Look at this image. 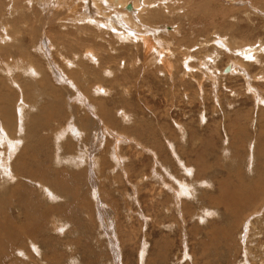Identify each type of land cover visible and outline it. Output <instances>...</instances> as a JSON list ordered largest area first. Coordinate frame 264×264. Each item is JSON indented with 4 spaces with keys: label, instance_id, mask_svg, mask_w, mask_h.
I'll list each match as a JSON object with an SVG mask.
<instances>
[{
    "label": "rangeland",
    "instance_id": "374dc122",
    "mask_svg": "<svg viewBox=\"0 0 264 264\" xmlns=\"http://www.w3.org/2000/svg\"><path fill=\"white\" fill-rule=\"evenodd\" d=\"M169 1L141 24L147 49L106 27L120 15L107 17L109 4L90 14L86 0H70L72 12L51 18L36 3L31 15L25 0H1V264H264V0ZM88 15L104 24L84 21L81 33L73 22ZM4 159L18 170L3 172Z\"/></svg>",
    "mask_w": 264,
    "mask_h": 264
},
{
    "label": "bare ground",
    "instance_id": "6f19581e",
    "mask_svg": "<svg viewBox=\"0 0 264 264\" xmlns=\"http://www.w3.org/2000/svg\"><path fill=\"white\" fill-rule=\"evenodd\" d=\"M19 1H22V3H23V0H11V4H12V6H14V5H16L17 6V3L19 2ZM78 1V0H77ZM87 1V7H86V11H88L90 14H91V12H92V8H94V6H95V8H97V10H96V12L98 11V9L101 11V10H104L105 8H103L102 9V6L104 5V3L107 5V4H109V5H111V8H108L107 10V12L106 13H104V14H107L106 16L108 17V16H110L112 13H110V12H112V9L113 10H115V11H117V10H119L120 11V15L118 16L119 17V19H118V22H116V18L117 17H115V19L114 20H112V18L111 17H109V19L107 20L108 22H106V27H108V28H110L113 32H114V34H116L117 36H119V38L121 37V38H127V39H132V40H137V39H141L143 42H144V44H143V46L146 48V46H148L149 45V43H150V40L149 39H145L146 37H147V34H145V36L144 37H142L141 38V36H142V34L140 33L141 32V30H144V28H147V27H143L141 24L142 23H145V21L147 22H150V18H152V19H155L154 17H153V13H155V11H154V9L155 8H157L158 6H160V7H164V8H167L168 7V3L169 2H171V1H169V0H159L160 2H159V4L158 5H154V3H155V1L156 0H86ZM172 1H174V0H172ZM176 1H179V3L180 2H184V1H186V0H176ZM0 2H1V0H0ZM25 5L26 4H28L29 6H31V8H29V10L30 9H32V7H33V4L35 5V3H36V5H37V7H39L40 9H39V11L41 10H43L42 11V14H44L45 16L46 15H48V17H50V15L51 14H54V16L55 15H57V16H60V15H62V18H63V13L64 12H68V11H70V12H72L73 11V4L70 2V0H66V3L64 4V2H58V3H56V0H25ZM83 2V1H82ZM93 3V5L94 6H92L91 4ZM173 3V2H172ZM176 3H178V2H176ZM24 4V3H23ZM175 4V3H174ZM27 5V6H28ZM57 5H59L58 7H56ZM85 6H86V4H84ZM172 5V4H171ZM176 5V4H175ZM24 6V5H23ZM28 6V7H29ZM75 6H76V4H75ZM74 6V7H75ZM0 7H1V5H0ZM130 8L131 10H128L127 8ZM22 8V7H21ZM1 9V8H0ZM34 9H35V7H34ZM34 9H33V11L32 10H30L29 11V13L32 11V12H34ZM174 9V8H173ZM36 10V9H35ZM74 11H75V9H74ZM172 11H175V10H172ZM32 12L30 13L31 15H32ZM179 12V11H178ZM28 13V14H29ZM36 13V12H35ZM38 13V12H37ZM37 13L35 14V15H37ZM103 13V12H102ZM176 13H177V11H176ZM257 13V12H256ZM41 14V15H42ZM70 14V13H69ZM137 14V15H136ZM173 14V13H172ZM25 15V17H26V13L24 14ZM97 15V14H96ZM136 15V16H135ZM34 16V15H33ZM44 16V17H45ZM86 16V15H85ZM85 16L84 17H81V19H78L79 21L78 22H73V24L75 25V26H77V28L79 29V31L81 30H83L84 29V26L86 27V25H84L83 23H84V21H88L89 22V24L88 23H85V24H88V27H89V25H92L93 23H95V24H97L98 26H101L102 27V25L104 24V19L102 18L103 16H100V15H98V16H94V15H88V19H86L85 18ZM53 17V15H51V18ZM105 17V16H104ZM136 17H138V19H139V22H138V20H135L134 18H136ZM162 18V16H157V19L158 18ZM22 18V17H21ZM29 18H30V15H29ZM57 18V17H56ZM15 19V18H14ZM43 19V18H42ZM70 19V18H69ZM86 19V20H85ZM137 19V18H136ZM9 20V19H8ZM8 20H6L7 22H10L11 21V19H10V21H8ZM21 20H23V19H21ZM27 20V19H26ZM61 20V19H60ZM63 20H65V22H68L69 23V20L68 21H66V18H64ZM13 21V20H12ZM24 21H25V18H24ZM45 21V20H44ZM62 21V20H61ZM71 21V20H70ZM48 22V21H47ZM46 22V23H47ZM60 22V21H59ZM64 22V23H65ZM42 24H43V22H42ZM44 24H45V22H44ZM96 25V26H97ZM42 26V25H41ZM53 27V26H52ZM51 27V28H52ZM5 29H7L6 30V32L8 31V29H9V23H7L6 24V26L4 27ZM36 28H38V26L36 27ZM45 28V27H44ZM51 28H50V30H51ZM63 28V27H62ZM87 28V27H86ZM95 28H97V27H95ZM77 29V30H78ZM35 30V29H34ZM33 30V31H34ZM44 30V29H43ZM42 30V31H43ZM85 30V29H84ZM87 30V29H86ZM97 30V29H96ZM146 30V29H145ZM224 30V29H223ZM23 31H25V30H23ZM66 31H67V29H66ZM78 31V32H79ZM109 31V30H108ZM38 32V31H37ZM83 32H85V31H82L81 33H83ZM90 32L92 33V31L90 30ZM105 32H107V30L105 31ZM175 32V31H174ZM9 34H10V31L8 32ZM35 33L36 32H30V34L32 35V36H34V38H36V36H35ZM47 33V32H46ZM111 33V32H110ZM162 33V32H161ZM8 34V35H9ZM38 34V33H37ZM43 34V33H42ZM167 34V33H166ZM50 35V34H49ZM52 35V34H51ZM68 35V34H67ZM71 35V34H70ZM104 35V34H103ZM155 36L157 35V34H154ZM38 36H40V35H38ZM82 36H84L83 34H82ZM81 36V37H82ZM136 36H139V38H137ZM3 37V36H2ZM43 37V36H42ZM52 37H53V35H52ZM220 37V36H219ZM47 38V37H46ZM61 38V37H60ZM83 38V37H82ZM108 38V37H107ZM158 38V37H157ZM49 39V38H48ZM70 39V38H69ZM69 39H68V41H69ZM98 39V38H97ZM87 40L88 39H86V42H87ZM163 40V39H162ZM225 40V39H224ZM232 40H235V42H237V47H241V48H244L245 47V43L244 42H241L240 40H238V39H232ZM40 41H42V40H40ZM44 41V40H43ZM43 41H42V43H43ZM57 41V40H56ZM60 41V40H59ZM63 41H64V39H63ZM67 41V42H68ZM90 41V40H89ZM61 42V41H60ZM66 42V43H67ZM99 42V41H98ZM50 43H51V41H50ZM59 43V42H58ZM62 43V42H61ZM65 43V44H66ZM84 43V42H83ZM88 44H89V42H87ZM92 43V42H91ZM90 43V44H91ZM95 43H96V41H95ZM94 43V44H95ZM161 43V42H160ZM1 44V43H0ZM65 44H63V45H65ZM93 44V45H94ZM104 44H105V42H104ZM177 44V43H176ZM36 45H37V42H36ZM36 45H34V46H36ZM44 45V44H43ZM50 45V44H49ZM52 45V44H51ZM92 45V46H93ZM160 45V44H159ZM259 44H257V45H253L252 46V51H251V53H252V56L254 55V56H256V55H258L259 54V52H260V49L261 48H258L257 46H258ZM9 46V45H8ZM1 47L3 48V49H5V46H2V44H1ZM80 46H78V48H79ZM85 47L88 49V48H90V47H87L86 45H85ZM97 47V46H96ZM151 47V44L147 47V49L148 48H150ZM249 47V46H248ZM12 48V47H11ZM69 48V47H68ZM233 48V47H232ZM251 48V47H250ZM39 49H41L42 50V47L41 48H39ZM262 49H263V47H262ZM261 49V50H262ZM9 50V49H8ZM12 50V49H11ZM18 50V53L19 54H25L23 51H20L21 49H17ZM82 51L83 50H86V49H81ZM62 51V50H61ZM60 51V53H61V55H62V52ZM89 51V54H91V51H90V49L88 50ZM263 51V50H262ZM11 52V51H10ZM13 52V51H12ZM73 52V51H72ZM80 52V51H79ZM94 52V51H93ZM67 53V51H65V53H63V54H66ZM232 53H233V51H232ZM242 54V53H241ZM16 55H17V53H16ZM38 55H40V54H38ZM81 55V54H80ZM97 55V54H96ZM234 55V54H233ZM12 56V55H11ZM20 56V55H19ZM64 56V55H63ZM67 56H70V55H66L65 57L67 58ZM72 56V55H71ZM81 56H83V55H81ZM81 56H77V60H78V57H81ZM38 57V56H37ZM243 57V56H242ZM14 58V57H13ZM17 58V57H16ZM73 58V57H72ZM83 58V57H82ZM244 58H245V56H244ZM258 58V57H257ZM20 57H19V60L17 61V60H15V61H17V62H19L20 61ZM84 60L86 59V58H83ZM116 59V58H115ZM34 60H35V58H34ZM68 60H70V59H68ZM72 60V59H71ZM75 60V59H74ZM87 60V59H86ZM92 60H94V58L92 59ZM163 60V59H162ZM252 60H255V58L253 59L252 58ZM258 60H259V58H258ZM78 61H81V59L80 60H78ZM247 61H248V59H247ZM246 61V62H247ZM12 62H14V61H12ZM25 61L23 60V63H24ZM32 62V61H31ZM35 62H37V61H35ZM73 62V61H72ZM86 62H88V60L86 61ZM93 62V61H92ZM94 62H96L95 60H94ZM93 62V63H94ZM113 62V61H112ZM134 62V61H133ZM163 62H164V60H163ZM68 63H69V65H70V63L71 62H69L68 61ZM89 63V62H88ZM135 63V62H134ZM248 63V62H247ZM17 64V63H16ZM21 64V63H20ZM29 64V63H28ZM72 64V63H71ZM96 64V63H95ZM25 65L27 66V64L25 63ZM78 65H80V66H82V64L81 63H79L78 62ZM97 65V64H96ZM99 65V64H98ZM128 65V64H127ZM14 66V65H13ZM20 66V65H19ZM18 65L16 66V67H19ZM236 66V65H235ZM11 67V66H10ZM36 67H37V69H39V67L36 65ZM238 67V66H237ZM12 68H14L15 69V67H12ZM21 68H22V66H21ZM20 68V69H21ZM26 68V67H25ZM25 68H24V66H23V70L25 71ZM84 68H86V67H84ZM110 68H112L111 67V65H110ZM184 68V67H183ZM240 68V67H239ZM17 69V68H16ZM28 69V68H27ZM92 69V68H91ZM84 70V69H83ZM100 70V69H99ZM127 70V69H126ZM238 70V69H237ZM55 71L57 72V74H58V78L60 79V80H62V81H67V79H66V77H65V74H61L58 70H57V68L55 69ZM231 71V70H230ZM26 72V71H25ZM34 72V71H33ZM32 72V73H33ZM111 72V71H110ZM234 72V71H233ZM30 73H31V71H30ZM74 73V72H73ZM112 73V72H111ZM70 74H72V73H70ZM113 74V73H112ZM11 75V74H10ZM20 75H22L21 73H20ZM19 75V76H20ZM24 75L26 76V74L24 73ZM33 75V74H32ZM106 75V74H105ZM246 75V74H245ZM244 75V76H245ZM68 76H69V74H68ZM73 76H74V74H73ZM78 76V75H77ZM40 77V76H39ZM24 78V77H23ZM34 78V77H33ZM111 78V77H110ZM18 79V78H17ZM21 79V78H20ZM19 79V80H20ZM111 80V79H110ZM112 81H114V80H112ZM6 83V82H5ZM26 83H28L27 84V88H29V91H30V93L31 92H33V91H35L36 90V93H37V95L36 96H38V98H39V95H40V92H39V90L36 88V87H33L32 89H31V87L32 86H34L36 83H34V82H31V81H29L28 80V82H26ZM100 84V83H99ZM26 86V85H25ZM20 87V86H19ZM22 87V86H21ZM74 87H75V84H74ZM23 88V87H22ZM92 88V87H91ZM102 88V87H101ZM104 88V87H103ZM94 90H96V89H94ZM102 90V89H101ZM22 91L23 90H21L20 92H21V94H22ZM93 91V90H92ZM103 91V90H102ZM77 92V91H76ZM79 92V91H78ZM101 92V91H100ZM103 93V92H102ZM7 94H8V92H7ZM11 94V93H10ZM24 94V93H23ZM22 94V95H23ZM93 94V93H92ZM101 94V93H100ZM103 94H106V93H103ZM9 95V94H8ZM83 95V94H82ZM102 95V94H101ZM98 96V95H97ZM103 96V95H102ZM260 96V95H259ZM7 97H9V96H7ZM23 97H24V95H23ZM32 97H33V95H32ZM78 96H76V98H77ZM10 98V97H9ZM26 98H28V97H26ZM25 98V99H26ZM80 98H81V96H80ZM5 99V98H4ZM11 99V98H10ZM20 99V98H19ZM24 99V98H23ZM22 99V100H23ZM50 99L51 100H53L54 98H53V96L52 97H50ZM7 100V99H6ZM9 100V99H8ZM40 100V99H39ZM24 101V100H23ZM22 101V102H23ZM25 101H28V100H25ZM45 101V100H44ZM55 101V100H54ZM9 102V101H8ZM47 102V101H46ZM51 102H53V101H51ZM50 102V103H51ZM10 103V102H9ZM26 103V102H25ZM28 103V102H27ZM26 103V104H27ZM48 103H49V101H48ZM0 104H1V101H0ZM34 104H35V101H34ZM33 104V105H34ZM45 104V103H44ZM21 105V104H20ZM28 105V104H27ZM39 105H40V101H38V103L34 106V109L36 108V109H38V108H40L39 107ZM100 106H101V104H99ZM16 106V105H15ZM19 106V105H18ZM87 106V105H86ZM85 106V107H86ZM17 107V106H16ZM27 107V106H26ZM89 106H87V108H88ZM0 108H2V106H0ZM15 108V107H14ZM41 108H44V106L43 107H41ZM50 108H52V107H50ZM21 109V110H20ZM20 109H18V110H20L21 112L20 113H22V116L23 115H25V118H27V116L29 115V114H27V110L25 111L24 110V107L23 106H21L20 107ZM26 109H28V108H26ZM1 110V109H0ZM7 110V109H6ZM124 111V110H123ZM63 112V111H62ZM88 112H89V110H88ZM104 112V111H103ZM107 112V111H106ZM16 113V112H15ZM2 114H3V110H2ZM31 114V113H30ZM18 115V114H17ZM41 115V114H40ZM39 115V116H40ZM16 116V115H15ZM33 116H35V115H33ZM72 116V115H71ZM2 117V116H1ZM10 116H9V114L7 115V117H3L4 118V121H5V118H9ZM20 117V116H19ZM32 117V116H31ZM42 117V116H41ZM48 117V116H47ZM2 118V119H3ZM21 118H23V117H21ZM38 118V117H37ZM74 118L75 117H73V120H74ZM14 119V118H13ZM8 120V119H7ZM9 120H10V118H9ZM8 120V121H9ZM21 120H23V119H21ZM39 120V119H38ZM124 120V119H123ZM2 121V120H1ZM4 121H2L3 122V126H5L4 128H5V130H6V128H8V126L10 127L11 126V128H12V130H13V128H15V127H12V126H15V125H10V122L8 123V122H4ZM19 121H20V119H19ZM24 121V120H23ZM45 121V120H44ZM47 121V120H46ZM70 121V120H69ZM1 122V123H2ZM12 122H13V120H12ZM26 122V121H25ZM24 122V123H25ZM31 122L33 123V121L31 120ZM34 122H35V120H34ZM72 122V121H71ZM78 122V121H77ZM9 124V125H6V124ZM43 123V122H42ZM27 124V123H26ZM36 123H34V125H35ZM44 124H45V122H44ZM1 125V124H0ZM37 126H39V124H36ZM77 126L79 125L78 123L76 124ZM26 126V125H25ZM29 126V125H28ZM36 126V127H37ZM0 127H2V125L0 126ZM17 127H18V125H17ZM27 127V126H26ZM40 127V126H39ZM75 128H76V126H74ZM80 127V126H79ZM11 128H10V131H11ZM69 128H71V127H69ZM9 129V128H8ZM7 129V130H8ZM20 129V128H19ZM60 129H61V127H60ZM64 129V128H63ZM67 129V128H66ZM24 129H22V131H23ZM29 130H30V128H29ZM31 130H33L32 128H31ZM68 130V129H67ZM73 130V129H72ZM108 129L106 128V130L105 131H107ZM10 131H7L6 133H7V136H14V134H12L13 133V131L9 134V132ZM15 131V130H14ZM40 131V130H39ZM76 131V130H75ZM79 131V130H78ZM66 133H68V132H66ZM73 133H74V131H73ZM5 133H4V131H3V128H0V140H1V142H0V155L3 157V156H8V152H9V149H10V147H9V145H8V143H3V142H5L4 141V139H5V135H4ZM19 134V133H18ZM57 134V133H56ZM63 134V133H62ZM102 134H103V132H102ZM60 135H61V133H60ZM66 135V134H65ZM73 135V134H72ZM15 136H16V134H15ZM76 136V135H75ZM80 136V135H79ZM20 137V136H19ZM70 137V136H69ZM77 137V139H80L81 140V138H79L78 136H76ZM76 137H74V138H76ZM10 138V137H9ZM12 138V137H11ZM14 138V139H13ZM12 139V142L11 143H9V144H13V147L14 146H16L15 144H18V143H20V141H18V140H16V138L15 137H13ZM53 138V137H52ZM8 139V138H7ZM252 139V138H251ZM63 139H62V137H59L58 138V141H62ZM73 140V139H72ZM118 140H120V139H118ZM10 141V140H9ZM74 141H76V140H74ZM121 141H122V139H121ZM260 141V140H259ZM59 143V142H58ZM75 143V142H74ZM19 145V144H18ZM36 145V144H35ZM58 145H60V143L58 144ZM213 145V144H212ZM37 146H38V144H37ZM174 146V145H173ZM17 149V148H16ZM14 150V149H13ZM12 151V150H11ZM16 151V150H15ZM18 151V150H17ZM75 151H76V149H75ZM13 153V152H12ZM16 153V152H15ZM19 153V152H18ZM17 153V154H18ZM156 154V153H155ZM12 156V155H11ZM84 156V155H83ZM155 156V155H154ZM1 157V158H2ZM74 157V156H73ZM0 158V159H1ZM72 158V157H71ZM257 158V157H256ZM264 158V157H263ZM9 159H11V158H9ZM47 159V158H46ZM45 159V160H46ZM67 159V158H66ZM77 159V158H76ZM79 159V158H78ZM81 159V158H80ZM84 159V158H83ZM8 160V159H7ZM56 160H57V158H56ZM98 160V159H97ZM261 160V159H260ZM2 161V160H1ZM63 161V160H62ZM84 161V160H83ZM10 162V161H9ZM8 162V163H9ZM39 162V161H38ZM60 162V161H59ZM58 162V163H59ZM72 162V161H71ZM73 162H74V160H73ZM77 162H78V160H77ZM13 163V162H12ZM12 163H11V165H12ZM47 163V162H46ZM54 163V162H53ZM57 163V162H56ZM67 163V162H66ZM75 163V162H74ZM160 163V162H159ZM158 163V164H159ZM177 163V162H176ZM4 165H3V172H6V170L8 169V166L10 167L11 165L9 164V165H7V162L5 161V159H4V163H3ZM61 164V163H60ZM77 164H79V163H77ZM90 164V163H89ZM16 165V164H15ZM17 165L20 167V170L23 168V166L21 165V164H19V163H17ZM2 167V166H1ZM14 167V169H13V172H12V169L11 168H13ZM37 167V166H36ZM42 167V166H41ZM11 172L12 173H14V170H15V168H17V170H18V167L16 166H11ZM27 168V167H26ZM42 168H44V167H42ZM182 168V167H181ZM192 168V167H191ZM165 169V168H164ZM163 169V170H164ZM185 169V168H184ZM188 169H189V167H188ZM9 170V169H8ZM44 170H46V168L44 169ZM51 170V169H50ZM259 170H261V169H259ZM69 171V170H68ZM10 172V177H16V176H14L12 173ZM75 172V171H74ZM167 172V171H166ZM183 172V171H182ZM182 172H181V174H182ZM158 173V172H157ZM185 173V172H184ZM189 173H190V171H189ZM1 174V173H0ZM4 174V173H3ZM5 174H7V173H5ZM75 174V173H74ZM180 174V175H181ZM186 174V173H185ZM184 174V175H185ZM2 175V174H1ZM0 175V176H1ZM53 175V174H52ZM142 175V174H141ZM148 175V174H147ZM187 175V174H186ZM8 176H9V174H8ZM19 176V175H18ZM65 176V175H64ZM6 178H9V177H7V175L5 176ZM56 177V176H55ZM193 177V176H192ZM258 179H260L261 178V174L259 173L258 174ZM27 178H29V176L27 175ZM27 178H25V179H27ZM79 178V177H78ZM191 178V177H190ZM30 179V178H29ZM189 179V178H188ZM257 179V178H256ZM257 179V180H258ZM53 180V179H52ZM56 180V179H55ZM176 180V179H175ZM174 180V181H175ZM191 180V179H190ZM261 180V179H260ZM2 181H6L5 180V178H4V180H3V178H2ZM9 181H11V179L9 180ZM194 181V180H193ZM7 182V181H6ZM6 182H5V184H6ZM16 182V181H15ZM172 181H170V183H171ZM179 182V181H178ZM258 182V181H257ZM53 184L55 183V182H52ZM159 183V182H158ZM173 183V182H172ZM187 183V182H186ZM1 184H3V186H5V184L4 183H1ZM11 184V183H10ZM16 184V183H15ZM161 184V183H160ZM176 184V183H175ZM185 184V183H184ZM19 185L20 186H22L23 187V183H22V181H20L19 182ZM19 185H17V187L19 186ZM25 185H26V183H25ZM41 185V184H40ZM39 185V186H40ZM55 185H57V184H55ZM58 186H59V184H58ZM1 187H2V185H1ZM0 187V188H1ZM10 187H13V186H11L10 185ZM40 187H43V186H40ZM61 187V186H60ZM169 187V186H168ZM247 187V186H246ZM20 188V187H19ZM44 188H46V186L44 187ZM44 188H42V189H44ZM193 188V187H192ZM196 188V187H195ZM17 189V188H16ZM28 189V188H27ZM185 189V188H184ZM245 189V188H244ZM59 190V189H58ZM71 190V189H70ZM183 190V189H182ZM256 190V189H255ZM254 190V191H255ZM25 191H26V189H25ZM25 191H23V192H25ZM43 191V190H42ZM181 191V190H180ZM195 191V190H194ZM253 191V192H254ZM1 192V191H0ZM4 192V191H3ZM5 192H7V191H5ZM9 192V191H8ZM45 192V191H44ZM48 192V191H47ZM53 192V191H52ZM52 192H50V193H52ZM189 192V191H188ZM251 192V191H250ZM31 193V192H30ZM173 193V192H172ZM181 193H183V192H181ZM180 193V194H181ZM4 194H6V193H4ZM3 194V195H4ZM17 194V193H16ZM70 194V193H69ZM252 194H256V192H254V193H252ZM2 195V196H3ZM8 195V194H7ZM10 195H11V193H10ZM65 195H66V192H65ZM73 195V194H72ZM173 195H174V193H173ZM206 195V194H205ZM9 196V195H8ZM14 197H15V195H13ZM25 196V195H24ZM24 196H21L20 197V199L19 200H22V202L23 201H25V197ZM43 196H44V194H43ZM48 196V195H47ZM51 196H53V195H51ZM67 196V195H66ZM1 197V196H0ZM5 197H7V196H5ZM9 197H11V196H9ZM29 197V196H28ZM63 197V196H62ZM76 197V196H75ZM176 197V196H175ZM2 198V197H1ZM16 198V197H15ZM33 198V197H32ZM53 198V197H52ZM55 198V197H54ZM53 198V199H54ZM57 198V197H56ZM242 198V197H241ZM240 198V199H241ZM12 199V198H11ZM18 199V198H17ZM31 199V198H30ZM46 199V198H45ZM191 199V198H190ZM196 199V198H195ZM36 200H38V199H36ZM75 200V199H74ZM6 203L8 202V201H5ZM12 202H14V201H12ZM12 202H10V203H12ZM18 202V201H17ZM28 202V201H27ZM32 202V201H31ZM3 203V202H2ZM251 203V202H250ZM20 204H21V202H20ZM42 204V203H41ZM57 204H59L60 205V203H57ZM178 204H179V202H178ZM253 204V203H252ZM3 205V204H2ZM1 205V206H2ZM248 205H251V204H249L248 203ZM247 205V206H248ZM6 206V205H5ZM63 206H65V205H63ZM178 206V205H177ZM44 207V206H43ZM56 207V206H55ZM54 207V208H55ZM58 207V206H57ZM261 207H262V205H261ZM260 207V208H261ZM30 209V208H29ZM215 209V208H214ZM51 210V209H50ZM63 210V209H62ZM3 212V211H2ZM207 212V211H206ZM30 214V213H29ZM11 215V214H10ZM9 215V216H10ZM55 215V214H54ZM62 215V214H61ZM1 216V215H0ZM2 216H4V215H2ZM52 216L53 215H51V217L50 218H52ZM57 216V215H56ZM202 216V215H201ZM205 216V215H204ZM11 217H13V215L11 216ZM201 218V217H200ZM2 220V219H1ZM18 220V219H17ZM61 220H63V218L61 219ZM204 220H205V218H204ZM7 221V220H6ZM14 222H15V220H13ZM59 221V220H58ZM57 221V222H58ZM4 222V221H3ZM55 222V221H54ZM53 222V223H54ZM57 224V223H56ZM9 226V225H8ZM55 226V225H54ZM251 226V225H250ZM27 229V228H26ZM32 229V228H31ZM35 229V228H34ZM24 230H25V228H24ZM33 230V229H32ZM31 230V231H32ZM56 230H57V227H56ZM23 231V230H22ZM21 231V232H22ZM26 232H29V231H26ZM33 232H34V230H33ZM33 232H32V234H33ZM37 232H39V234H40V232L41 231H37ZM25 233V232H24ZM35 233V232H34ZM42 233V232H41ZM37 234V233H36ZM43 234V233H42ZM17 235V234H16ZM19 235H21V233H19ZM22 235H23V233H22ZM21 235V236H22ZM26 235H28V234H26ZM29 235H30V233H29ZM20 236V237H21ZM31 236V235H30ZM30 236H28L29 238H32V237H30ZM39 236V235H38ZM36 237V236H35ZM21 238H23V236L21 237ZM42 238V237H41ZM24 239H25V236H24ZM24 239H23V241H24ZM37 239H38V237H37ZM37 239H35L34 238V240H37ZM43 239H45V238H43ZM42 239V240H43ZM12 241V240H11ZM22 241V240H21ZM25 241H27V240H25ZM24 241V242H25ZM28 242V241H27ZM44 242V241H43ZM47 242V241H46ZM12 243H13V241H12ZM17 242H15V244H16ZM22 244H23V242H21ZM31 243V242H30ZM37 243V242H36ZM18 244V243H17ZM35 244V243H34ZM33 244V245H34ZM25 245H26V243H25ZM28 245H30V244H28ZM38 245V244H37ZM36 245V246H37ZM15 246V245H14ZM23 246V245H22ZM35 246V247H36ZM10 247V246H9ZM38 247H39V245H38ZM13 248V247H12ZM23 247H21L20 248V250L22 249ZM32 248H34L33 246H32ZM3 249V248H2ZM5 249H7V248H5ZM11 249V248H10ZM24 249H25V247H24ZM27 249H28V247H27ZM14 250L16 251L17 249H15L14 248ZM6 251H10V250H6ZM19 251V250H18ZM24 251H27L26 249L25 250H23V252ZM30 251V250H29ZM29 251H27V252H29ZM1 252V251H0ZM2 252H3V250H2ZM26 252V253H27ZM35 252V251H34ZM37 252V251H36ZM35 252V253H36ZM41 252V251H40ZM12 253V252H11ZM20 253V252H19ZM32 253V252H31ZM9 254V253H8ZM7 254V255H8ZM37 255H38V257H39V255L40 254H38V252L36 253ZM42 254V253H41ZM55 254V253H54ZM4 255H6V253L4 254ZM23 255V254H22ZM26 255V254H25ZM31 255H33V254H30V256ZM2 256H3V254H2ZM17 257V256H16ZM15 257V258H16ZM24 257V256H23ZM6 258V257H5ZM19 258V257H18ZM17 258V259H18ZM28 259V258H27ZM30 259V258H29ZM46 259L48 260L49 258H47L46 257ZM75 259V258H74ZM13 260H14V258H13ZM16 260V259H15ZM19 260V259H18ZM32 260V259H31ZM42 260V259H41ZM51 260V259H50ZM56 260V259H55ZM54 260V261H55ZM0 261H1V259H0ZM37 261V260H36ZM46 261V260H45ZM52 261V260H51ZM16 262V261H15ZM31 262V261H30ZM38 263V262H37ZM47 263V262H46ZM49 263H50V261H49ZM48 263V264H49ZM55 263V262H54ZM58 263V262H57ZM1 264V263H0ZM31 264V263H30ZM35 264V263H34ZM43 264V263H42Z\"/></svg>",
    "mask_w": 264,
    "mask_h": 264
},
{
    "label": "snow or ice",
    "instance_id": "6c2138e0",
    "mask_svg": "<svg viewBox=\"0 0 264 264\" xmlns=\"http://www.w3.org/2000/svg\"><path fill=\"white\" fill-rule=\"evenodd\" d=\"M208 215H211V213H208Z\"/></svg>",
    "mask_w": 264,
    "mask_h": 264
}]
</instances>
